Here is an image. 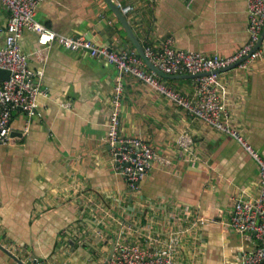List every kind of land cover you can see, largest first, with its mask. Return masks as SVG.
<instances>
[{
    "label": "crops",
    "instance_id": "crops-1",
    "mask_svg": "<svg viewBox=\"0 0 264 264\" xmlns=\"http://www.w3.org/2000/svg\"><path fill=\"white\" fill-rule=\"evenodd\" d=\"M112 1L133 7L126 18L143 47H161L171 36L178 48L228 56L249 41L248 0ZM102 13L126 37L104 0H42L35 19L79 37L100 23ZM9 18L0 2V46ZM92 40L102 44L98 35ZM19 41L30 68L43 71L46 93L33 116L12 113V142L0 145V246L12 248L24 264H102L121 238L152 247L173 238L174 264H240L256 241L224 223L236 198L259 193L258 166L248 152L124 74L120 131L141 137L159 154L139 190L131 191L114 173L105 143L118 69L58 44L41 49L28 30ZM260 48L246 69L222 71L219 83L231 126L264 156V40ZM160 80L183 94L196 83L188 77ZM182 136L190 144L183 156ZM83 233L73 244L74 235ZM86 240L98 249L83 246ZM0 264L20 263L0 247Z\"/></svg>",
    "mask_w": 264,
    "mask_h": 264
},
{
    "label": "built area",
    "instance_id": "built-area-1",
    "mask_svg": "<svg viewBox=\"0 0 264 264\" xmlns=\"http://www.w3.org/2000/svg\"><path fill=\"white\" fill-rule=\"evenodd\" d=\"M41 1L0 0L10 12L7 35L0 46V68L10 71L9 79L0 83V145L12 142V113L22 110L28 117L33 116L38 97L46 93L41 81L43 71L30 68L28 54L22 50L19 38L23 31L33 32L41 49L58 44L69 51L87 52L115 65L119 71L111 96L105 143L111 154L114 173L124 179L131 191L139 190L141 180L159 154L141 137L126 136L120 131L124 91L121 76L124 74L150 86L191 117L201 119L231 137L254 159L258 166L259 193L251 199L236 198L231 216L224 224L232 232L256 241L254 249L242 254L240 264H264V156L251 146L241 131L231 126L219 83L221 70L234 64V68L246 69L260 55L261 44L258 47L256 44L261 37L264 40V0H248L249 41L231 55H205L181 49L174 45L171 36L162 42L161 47H143L146 58L163 73L198 74L191 94H183L162 82L161 76L149 69L135 51L110 50L83 35L72 37L40 23L35 19V12ZM115 4L124 15L133 9L131 5ZM178 142L179 155L183 156L190 148L189 141L182 136ZM173 242L171 238L163 247H152L145 242L129 243L121 238L114 243V253L106 264H174Z\"/></svg>",
    "mask_w": 264,
    "mask_h": 264
},
{
    "label": "water",
    "instance_id": "water-1",
    "mask_svg": "<svg viewBox=\"0 0 264 264\" xmlns=\"http://www.w3.org/2000/svg\"><path fill=\"white\" fill-rule=\"evenodd\" d=\"M105 3L108 5L110 10L112 11L113 15L116 17L118 23L121 25L123 32L126 34V37H123L120 30L116 27L114 22L108 21L105 17V13H102L100 16V23L95 25L92 30L87 32V35L85 36L87 39H92L96 35L99 36L100 41L102 42V45L107 46L108 49L112 50H118V51H124L129 50L130 46L133 45L135 47V52L144 59L147 67L151 69L152 71L157 72L160 76L163 77H188V78H195L199 76L198 74H178V75H170L163 73L159 68L154 66L152 62L146 58L143 52V46L141 45L140 41L136 37L135 32L133 31L129 21L126 18V15H124L120 8L112 1V0H104ZM125 40V41H124ZM262 42V37L259 39V41L256 44V47H258ZM236 64L231 65L229 67H226L225 69L221 71H226L231 68H234ZM10 77V71L7 69L0 68V82L3 80H7ZM94 228V224L91 227ZM84 234H76L74 235V239L72 241L73 244H78L81 242ZM96 232H94L90 238L93 240V238L96 236ZM102 234V233H101ZM83 246L89 247V249L97 250L98 248L93 245L90 241L86 240L83 244ZM1 249H3L4 252H6L8 255H10L13 259H15L18 263L24 264L20 259H18L16 256H14L9 250L3 248L0 246ZM114 247L115 244L112 247L111 250V256L103 261L102 264H106L108 260L112 258V255L114 253Z\"/></svg>",
    "mask_w": 264,
    "mask_h": 264
}]
</instances>
